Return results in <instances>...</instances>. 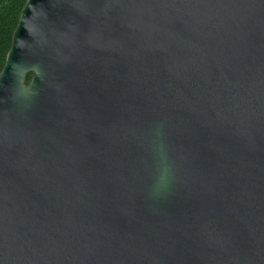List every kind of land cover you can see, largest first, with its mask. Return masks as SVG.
Instances as JSON below:
<instances>
[{"label": "water", "instance_id": "obj_1", "mask_svg": "<svg viewBox=\"0 0 264 264\" xmlns=\"http://www.w3.org/2000/svg\"><path fill=\"white\" fill-rule=\"evenodd\" d=\"M0 264H264V0H25Z\"/></svg>", "mask_w": 264, "mask_h": 264}, {"label": "trees", "instance_id": "obj_2", "mask_svg": "<svg viewBox=\"0 0 264 264\" xmlns=\"http://www.w3.org/2000/svg\"><path fill=\"white\" fill-rule=\"evenodd\" d=\"M25 0H0V69L11 44V37ZM30 73L26 75L29 79Z\"/></svg>", "mask_w": 264, "mask_h": 264}]
</instances>
